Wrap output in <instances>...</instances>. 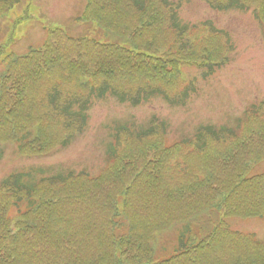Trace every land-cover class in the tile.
Returning a JSON list of instances; mask_svg holds the SVG:
<instances>
[{
  "label": "trees",
  "instance_id": "obj_1",
  "mask_svg": "<svg viewBox=\"0 0 264 264\" xmlns=\"http://www.w3.org/2000/svg\"><path fill=\"white\" fill-rule=\"evenodd\" d=\"M203 1L220 12L252 4L264 26V0ZM17 2L0 0V17ZM180 5L87 0L82 19L119 38L101 42L54 28L41 47L11 56L0 75V160L4 141L36 157L67 147L87 127L97 100L139 106L159 96L183 104L192 84L185 83L181 66L208 67L205 75L211 74L226 64L230 46L228 34L213 23L181 24ZM165 125L154 115L146 124L118 122L107 145L108 165L93 178L69 170L50 176L22 170L5 177L0 264L29 253L50 256L54 264H106L110 257L113 264H139L144 239L169 229L177 235L173 253L157 260L146 244L142 264H245L231 260L234 251L263 258L264 240L230 229L226 219L264 218V171H253L264 159V103L246 108L232 126L197 125L172 146L164 143ZM115 173L117 188L110 184ZM10 208L21 211L22 219L7 218ZM91 242L98 254L77 255L91 253ZM61 252L76 262L65 263L57 257Z\"/></svg>",
  "mask_w": 264,
  "mask_h": 264
},
{
  "label": "rangeland",
  "instance_id": "obj_2",
  "mask_svg": "<svg viewBox=\"0 0 264 264\" xmlns=\"http://www.w3.org/2000/svg\"><path fill=\"white\" fill-rule=\"evenodd\" d=\"M86 1L18 0L7 14L0 17V75L6 70L7 61L11 56L23 55L31 47H40L46 39L47 31L53 28H60L73 37L86 36L101 42L114 39V36L119 38L114 32L103 30L98 22L82 19L81 13ZM180 4L181 24L192 26L205 21L213 23L218 29H226L230 47L225 65L207 75H204L205 70L203 72L196 65L181 66V76L187 83L191 82L192 87L185 104L180 106H172L159 96L139 106L118 103L111 97L95 101L89 111L88 125L84 131L67 147L56 148L44 156H29L20 152L15 141L2 142L0 183L9 174L22 170H31L44 176L66 170L74 173L82 171L88 175L87 178L96 177L108 165L107 145L113 143V127L118 122L134 120L138 124H146L154 115L165 122L164 143L172 146L181 143V140L194 130L195 125L210 122L232 126L245 108L264 103V26L256 18L254 6L251 4L242 11L234 9L220 12L208 7L203 0H180ZM260 137L264 138L263 134ZM256 144L257 142L251 150ZM253 171H264V159L253 165ZM114 175L110 184L117 188L120 178L117 173ZM217 214L216 212L214 219ZM6 216L11 221L22 219L21 211L14 208L7 210ZM226 221L230 229L252 233L256 240H264V218L237 215ZM201 228L207 233L204 227ZM123 231L127 233L124 226ZM176 238L175 232L169 230L157 234L156 238L151 236L144 239V248L140 255L138 254L141 261L137 260L136 263H145L146 244L149 249L152 248L153 256L157 260L168 257L176 246ZM152 239L155 240L154 245L151 244ZM97 246L91 242V253L80 250L77 255L86 257L89 254H98L97 250L100 248ZM104 251L106 254L111 252L109 246L108 250ZM57 257L65 263L76 262L70 252H61ZM263 258L259 254L256 261L234 251L231 260H244L245 264H261L264 263ZM113 260L115 259L110 257L106 264H113ZM15 263L54 264V261L50 256L29 253L27 257L15 260ZM98 264L104 263L99 261Z\"/></svg>",
  "mask_w": 264,
  "mask_h": 264
},
{
  "label": "bare ground",
  "instance_id": "obj_3",
  "mask_svg": "<svg viewBox=\"0 0 264 264\" xmlns=\"http://www.w3.org/2000/svg\"><path fill=\"white\" fill-rule=\"evenodd\" d=\"M231 10H234V9H230V10H228V11H231ZM226 34H227V31H226ZM204 36H205V35H204ZM204 36H203V37H204ZM30 49H31V48H30ZM30 49H29V50H30ZM29 50H28V51H29ZM28 51H27V52H28ZM207 68H208V67H206L205 70H207ZM196 126H197V125L193 126V128H195Z\"/></svg>",
  "mask_w": 264,
  "mask_h": 264
}]
</instances>
